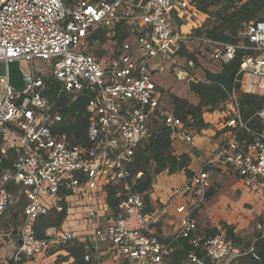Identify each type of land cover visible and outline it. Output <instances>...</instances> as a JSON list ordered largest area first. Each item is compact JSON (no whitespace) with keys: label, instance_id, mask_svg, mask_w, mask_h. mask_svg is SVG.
<instances>
[{"label":"built area","instance_id":"built-area-1","mask_svg":"<svg viewBox=\"0 0 264 264\" xmlns=\"http://www.w3.org/2000/svg\"><path fill=\"white\" fill-rule=\"evenodd\" d=\"M206 18L194 0H0V161L12 160L0 171V221L20 207L11 215L19 218L10 241L13 264H40L60 254L68 257L61 264H173L181 241L190 245L186 264H229L252 253H240L222 234H200L195 216L212 188L211 169L258 180L264 191V130L249 129L238 112L241 94L264 93V13L243 24L240 38L248 44L213 40ZM241 49L247 53L235 87L218 110L223 140L202 168L145 212L143 197L132 189L131 166L136 150L154 137L153 122L166 127L173 142L193 143L191 118L184 121L164 105L154 77L168 70L179 82H199L202 59L225 65ZM13 61L23 74L21 92L8 84L5 65ZM80 95L86 99L84 143L72 144L61 131L67 122L58 104ZM257 116L264 124V108ZM109 198L117 201L114 208ZM62 202V225L39 235L36 222L60 212ZM166 220L174 231L161 241L156 226ZM77 244L85 248L80 261L67 251Z\"/></svg>","mask_w":264,"mask_h":264},{"label":"trees","instance_id":"trees-1","mask_svg":"<svg viewBox=\"0 0 264 264\" xmlns=\"http://www.w3.org/2000/svg\"><path fill=\"white\" fill-rule=\"evenodd\" d=\"M198 8L212 15L208 9L216 2L221 0H194ZM70 3V2H68ZM264 13V0H246L240 5L234 6L232 0H226L221 12L216 13L212 24L206 25L205 33L213 40L223 43L237 44L236 39L238 33L243 29V24L251 20L259 19ZM125 36L124 31L119 29V40ZM103 38V37H102ZM245 44H248L244 40ZM247 53L245 50H238L234 59L222 66L220 73H211L205 71V80L199 82H190L189 91L195 94L198 98L196 105L190 104L186 99L179 98L170 94L172 111L175 116L183 119L191 118V127L194 132L205 129L207 125L203 122V112H213L220 110V105L226 101L231 94L233 88L234 76L238 71L241 58ZM160 95L166 96L164 91L158 87ZM86 99L80 95L76 100L72 101L69 97H65L58 105L60 111L65 118L67 125L61 128L65 132L72 144H83L84 134L87 123V117L83 115ZM264 108V93L262 95L241 94L238 98V112L241 120L245 122L249 129L254 131H263L264 124L258 118L257 113ZM155 127L154 137L148 140L142 147L135 152L134 161L131 166V179H133L132 189L140 194L145 201V212L157 209L150 201L152 185L158 175L167 173L169 175L184 172L187 176L191 175L188 169L191 157L186 154L176 155L172 144L173 139L169 130L160 125L157 121L153 122ZM11 158V153L8 155ZM12 160H7L5 157L0 161V171L10 167ZM141 173L140 177L136 175ZM110 196H113L114 189H111ZM214 190L211 189L207 193V199L212 197ZM108 202L112 208L117 201L109 198ZM66 204L62 202L60 212L52 210L48 215L41 217L35 224L37 233L46 226L60 227L66 218ZM224 237L231 240L235 248L240 243V240L234 233V226L222 224ZM158 228V225L156 226ZM219 229L215 228L208 235H216ZM158 235V234H157ZM159 240H162L159 237ZM248 250L253 249L252 253L243 254L240 257L242 264H264V234L257 236L253 243L246 244ZM190 250V245L187 241H181L180 247L172 256L173 264H184L187 254ZM67 251L77 261H80L82 254L85 251L84 245H74L68 247ZM243 253V252H242ZM13 264V261L10 262Z\"/></svg>","mask_w":264,"mask_h":264},{"label":"rangeland","instance_id":"rangeland-1","mask_svg":"<svg viewBox=\"0 0 264 264\" xmlns=\"http://www.w3.org/2000/svg\"><path fill=\"white\" fill-rule=\"evenodd\" d=\"M64 1L74 2V1H79V0H64ZM225 1L226 0H221L220 2H216L214 5L209 7L208 11L212 12V15L202 11L203 15H207L205 22L208 23V25L213 23L214 21L213 15H215L218 12H221ZM232 1L234 2V6H237V5H240V3L245 2L246 0H232ZM175 25L177 27L179 24L176 22ZM191 27H192L191 25L184 26L182 28V31L188 32L191 29ZM242 31L243 29L238 33L236 39L238 40V43L240 42L241 44H245L244 40L240 38ZM98 40L101 42L100 44L104 45L105 48H107L108 50L111 48V46L106 41H104L102 37H98ZM93 53L98 58H101V54L99 51H95ZM105 53L102 54V58L108 57L105 55ZM201 63L205 65H209L211 64V61H208L206 58H204L202 59ZM2 67L3 66L0 64V73H2L3 71ZM29 67L30 66L28 63L21 62V68L25 72H28V73L30 72ZM199 67H200V64H199ZM205 70L206 69H204V67L201 66V72L199 73L200 77L204 78ZM162 78L163 80H161ZM157 80L159 82H163V83L168 84L169 86L177 88L178 93L177 92L171 93L170 89H168L167 91L164 90V93L166 95L165 100H164V105L171 109H172V105L170 104L171 100H170L169 95L172 94L180 98H183L182 97L183 95H181L180 93H182L184 89L186 90V93L188 92V90L186 89L188 87V83L177 81L172 74H169V73L159 74L156 76V81ZM184 97L190 104L196 105L198 103V98H196V96L194 95H189V96L186 95ZM193 130L194 129L191 127L192 133H194ZM228 174L229 175H227L226 178H222L219 182L218 196L224 197L226 193L230 195V193L232 192L236 200L238 201V205L234 209L233 207H231L230 210L233 209L235 214L237 213L242 219L241 223H238L235 226L233 225L235 228L234 233L240 240V243L237 245L236 249L240 253H242L248 250L245 247L246 244L253 243L256 240L258 235L264 234V191L262 189L261 183L258 180L253 181V182H246L244 178L238 176L234 172H231V173L228 172ZM160 180L161 179H158V181ZM212 187L213 188L211 189L215 190L217 188V183H215V185ZM203 208L204 207H202V210L195 216L197 218L196 220H197L198 229H199L200 234L204 236H211V235H208V233L214 230L215 228H218L219 229L218 234H222L224 236V230L222 228L223 227L222 224H226V223L222 221H216L212 223L208 219ZM19 212H20V207H17L15 209V212H11L10 214L7 215L6 220L4 219L3 221H0V264H11L10 263L11 253H9L8 247L10 246V241L14 239V237L16 236V230L19 225V218L16 216L13 217L11 215L13 213L18 215ZM166 226L170 229L169 231H167V234L169 236L173 232L174 226L171 221H168L166 223ZM65 227L69 229L72 228L71 222H68L65 225ZM159 233H160V230H159ZM160 236L162 240H165V237H163L162 235H159V237ZM14 251H15V248L11 250V252H14ZM67 260H68V257H64L63 255L60 254V255H57L56 257L45 259L40 264H61L62 262L67 261ZM184 264H186V262ZM229 264H242V262L239 257L235 259L234 261L230 262Z\"/></svg>","mask_w":264,"mask_h":264},{"label":"crops","instance_id":"crops-1","mask_svg":"<svg viewBox=\"0 0 264 264\" xmlns=\"http://www.w3.org/2000/svg\"><path fill=\"white\" fill-rule=\"evenodd\" d=\"M201 66H203L204 69H206L205 71L211 73H220L223 65L218 61H212L211 64L209 65H205L201 63L200 67H198V69L196 70V76L199 78L200 81H204L205 73H204V78L199 76V73L201 72ZM163 73H169V71L166 70L160 74ZM156 76L154 77V80L160 89H162L163 91L164 90L167 91L168 89H170L171 93L174 92L178 93L176 87L175 89L174 87L169 86L166 83L159 82L158 80L156 81ZM161 80H163V78ZM186 89L188 90L187 93L185 89L184 91H182V93H180L181 95H183L182 96L183 99H185L184 96L186 95L196 96L195 94L189 91V85ZM202 119L203 122L207 125V127L205 129L199 130L198 132L192 133L193 136L192 144L182 143L179 141L173 142L172 144L174 153L176 155L186 153L191 157V162L188 168L191 171V173L196 172L203 167L206 158L219 146V144L223 140L222 126L223 123L225 122L224 113L218 110H215L213 112L206 111L203 112ZM209 174L211 177L212 186H214L215 183H217V188L216 189L214 188L215 189L214 194L212 195V197L207 199L206 203L202 206L204 207L203 209L208 219L212 223L216 221H222L228 225H234V226L238 223H241L242 219L237 213L235 214V212L233 211V209L238 205V201L236 200L233 193L231 192L230 195L226 193L224 197L218 196L219 182L222 178H226L227 175H229L228 172L224 170L211 169L209 170ZM186 176L187 175L184 172H179L173 175H169L167 173H161L160 175H158L156 177L157 180L155 179L152 185V190L150 194L151 204L155 208L159 207L161 203L165 202L166 197L170 193L172 188L181 186L184 183ZM158 179L161 180L158 181ZM231 207H233L232 210H230ZM201 210L202 208L200 209V211ZM168 221L170 220L161 222L158 225V228L156 227L157 234L159 233L160 230L159 235H162L165 238L170 237L173 233L172 232L171 235L169 236L167 234V231L170 230L166 226V223ZM173 231H174V227H173ZM12 249H14V246L13 244L10 243V246L8 247L9 253H11Z\"/></svg>","mask_w":264,"mask_h":264},{"label":"water","instance_id":"water-1","mask_svg":"<svg viewBox=\"0 0 264 264\" xmlns=\"http://www.w3.org/2000/svg\"><path fill=\"white\" fill-rule=\"evenodd\" d=\"M0 64L4 67V63L0 62ZM7 69V76H8V84L10 87L15 89L18 92L24 90L25 83L23 79V74L20 70V65L18 61L8 62L5 65ZM20 244V242H19Z\"/></svg>","mask_w":264,"mask_h":264}]
</instances>
